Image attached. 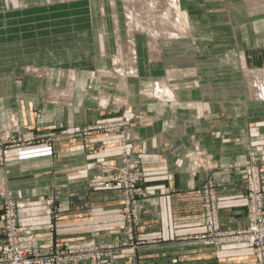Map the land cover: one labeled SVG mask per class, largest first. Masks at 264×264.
<instances>
[{
  "label": "crops",
  "instance_id": "obj_1",
  "mask_svg": "<svg viewBox=\"0 0 264 264\" xmlns=\"http://www.w3.org/2000/svg\"><path fill=\"white\" fill-rule=\"evenodd\" d=\"M242 3L244 9L238 17L247 20L258 16V21H264V11L260 10L264 0H242ZM113 10L116 12V5ZM213 12L214 17L219 13ZM57 15L50 8H22L0 14V65L32 62L72 66L76 58H96L90 32L77 31L73 16ZM146 48L148 51L147 43ZM244 48L246 65L255 67L264 63L261 47ZM148 54L155 58L149 51ZM157 59L166 62L162 52ZM234 69L220 73L213 68L207 78L201 77L209 82L204 86L176 92L171 87L176 99L171 104L155 105L150 122L133 125L126 135L96 131L84 134L80 128L86 122L76 119L73 112L68 114L71 120L67 124L72 128L66 134L51 136L50 143L7 149L4 155L7 172L0 192L7 188L18 202L19 227L35 233L42 243L89 238L96 231L100 233L98 242L122 237L107 232L122 224L119 190L91 188L88 180L98 172L97 166H122V155L126 154L128 161L142 171L138 239L143 243L134 252L127 250L115 256L108 264H255L252 250L242 244H226L215 250L189 238L204 229L199 187L206 179L213 180L215 185L221 226L231 229L246 226L243 179L237 171L225 167L246 158L248 148L258 152L264 192V100L249 99L244 82L240 89L229 88L231 84L228 87L212 84L219 82L220 77L239 80ZM243 69V74L252 75V70ZM52 76L47 77L50 82L44 92L60 97L74 95L75 80L73 88L67 84L59 89L52 87ZM7 77L6 70L0 71V127H8L6 114L13 110L19 113L20 125L44 131L45 125L29 121L39 118L37 107L23 104L6 109ZM163 77L168 85L169 75L165 73ZM236 95L242 96L237 99L238 105L233 103ZM197 101L207 103L200 105ZM218 102H223V107ZM204 107L205 113L197 116ZM227 107L234 110H226ZM228 111L236 114L242 111L243 116L234 113L220 119V114ZM255 112L259 116L253 117ZM256 121L259 126L253 123ZM2 224L0 196V244Z\"/></svg>",
  "mask_w": 264,
  "mask_h": 264
},
{
  "label": "rangeland",
  "instance_id": "obj_2",
  "mask_svg": "<svg viewBox=\"0 0 264 264\" xmlns=\"http://www.w3.org/2000/svg\"><path fill=\"white\" fill-rule=\"evenodd\" d=\"M170 1L0 0V14L4 11L11 12L22 8L34 10L50 8L53 14H59L57 15L59 16L58 18L68 15L73 16V24L77 31L90 32L93 53L97 56L90 60H85L83 57H80V59L76 58L75 64H72V66H69V64L51 66L32 62L19 63L12 66L10 64L0 65V71L6 70L8 73L6 78V109H16L23 104H29L34 108L37 107L39 118H33L29 121L43 124L47 127L44 131L33 130L29 125L28 127L20 125L19 113L16 114L12 110V112L6 114L8 127H0V169L4 174L0 176V184L4 182L5 173L7 172V161L4 160L5 151L22 145L50 143L51 136L66 134L72 128L67 126L68 121L71 120L68 114L71 115L74 112L76 119H79L82 123L86 122L80 128V131L84 134L96 131L126 135L131 132L133 125L142 126L148 124L150 122L149 119L154 115L155 105L172 103V101L154 94L153 91L155 83H161L165 73L169 75V86L166 84L167 88H173L176 92L179 89L185 90L192 89L194 86L207 85L209 82L203 81L201 77L207 78L205 76L210 75V71L213 68L214 71L218 70L223 73L228 68L235 67L234 70L236 72L233 71V73L238 74L236 79L239 77V80H224L223 77H220L219 82L212 84L226 87L231 84L229 88L236 87V89H240L244 82L247 93L250 96L249 99L256 100V97L254 99L252 95L253 77L251 74H243V68L247 71L252 70V73H258L260 77L264 78V63L251 67L243 62V55L246 45H257L264 50V21H258V16L247 20H243V17H238L244 9L242 0H177L179 14H176ZM114 5H116V12L113 10ZM215 5L218 6L213 7ZM221 5L225 6L222 7ZM214 10L219 11V13L215 14L216 17L213 16ZM222 13L224 14L223 16H221ZM128 14L135 16L137 26H129L126 18ZM149 24L155 26L157 29L156 33L154 31L155 28H151ZM232 30L234 32L233 37ZM171 33L177 34V36H173L171 39L168 38L167 36ZM150 36L158 38L162 56L166 59V62L164 59L150 58L146 48V41L148 42ZM129 37L135 38L134 44L136 43V46L134 47H136L137 69L133 72L127 71L128 73H124L114 56L118 53V40L126 42ZM170 65L172 66L170 67ZM51 74L53 75V79H51L52 87L59 89L66 88L68 80L70 81L73 78L75 80L74 95L68 96L64 94L60 97L44 92L43 89L50 82H47V77ZM64 76V80H61ZM181 77L184 80H181ZM165 81L163 83H166ZM232 84L235 86H232ZM238 97L242 96L236 95L234 97L233 103L235 105L240 102L237 101ZM191 98L194 101L196 100L194 96ZM197 103L204 105L207 102L197 101ZM233 103L230 105H233ZM223 104V102L217 103L219 107H223ZM226 110L234 109L227 107ZM205 111L204 107L196 115L200 117ZM229 111L224 112V114L221 113L220 119L223 118V115H228L229 117L230 114H236V112L231 113ZM258 112L253 113V117L259 116ZM236 115L243 116V112L241 111ZM258 122L253 123L259 126L260 123ZM250 153H253L255 163H257L258 152L254 148H248L246 158L234 161L225 167L227 170L233 169L237 171L243 179L246 220L248 198L245 192L244 162L249 160ZM122 161L123 165L118 167L97 166L98 172L88 180L89 187L104 188L95 186L98 177H110L116 171L122 170H128L138 175L135 187L136 209L135 204H127L125 188L112 182H108V185L105 186L115 187L119 190L121 195L120 211L122 214L121 226L109 229L107 232L120 234L122 237L111 242H98L96 238L100 233L96 231L89 238L67 240L73 243L90 241L107 247V251L101 248L103 251L105 250V258L100 264H108L115 256L121 255L127 250L134 252L143 243V240L138 239L141 210L139 184L142 178V171L137 164H132L128 161L126 154L122 155ZM257 167L259 168L258 163ZM5 190L10 192L13 200L16 201L12 192L7 188L1 189L0 196ZM215 196L220 228L225 232L232 231L233 233L243 230L247 224L240 229L223 228L221 226L216 189ZM16 203L18 204L17 201ZM3 207L2 200L4 218ZM202 213L203 232L189 236L190 239L209 245L215 250H219L226 244H242L252 250L255 264H264V255L263 259H259L255 250L242 239L234 238L218 245L200 241L199 236L205 230L203 209ZM128 217L135 219L131 225L130 233H127L126 221ZM108 251H111V253ZM108 254L111 255L106 256ZM65 264L79 263L71 261Z\"/></svg>",
  "mask_w": 264,
  "mask_h": 264
},
{
  "label": "built area",
  "instance_id": "obj_3",
  "mask_svg": "<svg viewBox=\"0 0 264 264\" xmlns=\"http://www.w3.org/2000/svg\"><path fill=\"white\" fill-rule=\"evenodd\" d=\"M245 164V192L248 198L247 226L237 232H225L218 221L215 185L211 179L206 180L199 187L201 207L204 212V233L199 240L205 243L221 244L239 238L253 248L259 259L264 255V192L261 187V173L255 163L253 153ZM97 187H105L108 182L125 188L127 204H135V187L138 175L128 170L116 171L110 177H98ZM4 208V220L1 227L2 241L0 244V264H65L77 262L79 264H100L105 258V250L101 244L90 241L69 242L50 241L40 242L32 231L22 230L17 219V203L10 192L1 193ZM135 219L127 218V233L131 232V225ZM101 248H104L103 251ZM107 251V250H106ZM111 253V251H108ZM108 254L106 256H110Z\"/></svg>",
  "mask_w": 264,
  "mask_h": 264
},
{
  "label": "bare ground",
  "instance_id": "obj_4",
  "mask_svg": "<svg viewBox=\"0 0 264 264\" xmlns=\"http://www.w3.org/2000/svg\"><path fill=\"white\" fill-rule=\"evenodd\" d=\"M172 8L175 10L176 14H179V7L177 0L170 1ZM264 11V6L262 9ZM166 15V13H165ZM178 17V15H176ZM127 22L129 26L135 27L137 26V21L134 15L128 14ZM151 28H155L153 24H149ZM150 28V29H151ZM135 29V28H134ZM155 33L157 29L155 28ZM177 36V34H170L167 36L168 38H173ZM134 39L129 37V40L126 42L118 40V53L114 56V59L119 63L120 69L125 73L127 71H135L136 64H135V47H134ZM147 47L148 51L153 55L155 58H161V49L158 42V38L156 37H149ZM111 74V73H110ZM120 76V75H119ZM253 76V98L256 100H264V78L260 77L258 73H252ZM122 77V76H121ZM262 78V79H261ZM167 78H162L161 83H155L153 91L154 94L158 95L163 99H167L168 101H174L176 98L173 96V91L167 88L166 83H163ZM73 81L74 79L68 82V88H73ZM103 102V101H102Z\"/></svg>",
  "mask_w": 264,
  "mask_h": 264
}]
</instances>
